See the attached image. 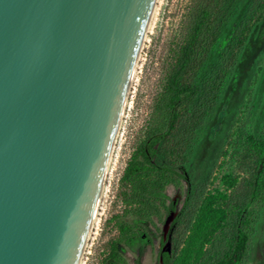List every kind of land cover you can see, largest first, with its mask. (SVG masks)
Returning <instances> with one entry per match:
<instances>
[{
	"label": "water",
	"instance_id": "obj_1",
	"mask_svg": "<svg viewBox=\"0 0 264 264\" xmlns=\"http://www.w3.org/2000/svg\"><path fill=\"white\" fill-rule=\"evenodd\" d=\"M155 3L0 0V264H79Z\"/></svg>",
	"mask_w": 264,
	"mask_h": 264
},
{
	"label": "rangeland",
	"instance_id": "obj_2",
	"mask_svg": "<svg viewBox=\"0 0 264 264\" xmlns=\"http://www.w3.org/2000/svg\"><path fill=\"white\" fill-rule=\"evenodd\" d=\"M205 5L210 17L190 72L191 80L201 88L193 102L199 107V115L182 152L173 161L185 177L165 189L175 209L165 217V207H161L159 215L139 230L147 237L143 247L132 249L125 244L121 232V226L131 219L120 195L121 179L148 132L166 127L159 100L178 51L188 39L199 9ZM129 90L114 159L83 264H104L114 250L121 264H157L160 252L172 250V232L185 230L186 224L190 227L187 219L193 205L198 208L209 192H232L234 188L225 182L226 175L239 181L247 177L252 165L246 154V137L264 138V0H158L137 76ZM188 118L191 115L185 113L183 121ZM159 146L162 151L157 161H169L172 156L168 144ZM187 195L190 205L185 206ZM181 210L179 221L173 226L170 223L165 232L168 217L172 215L174 220ZM246 233L247 246L239 264H264V190L250 207Z\"/></svg>",
	"mask_w": 264,
	"mask_h": 264
},
{
	"label": "trees",
	"instance_id": "obj_3",
	"mask_svg": "<svg viewBox=\"0 0 264 264\" xmlns=\"http://www.w3.org/2000/svg\"><path fill=\"white\" fill-rule=\"evenodd\" d=\"M209 17L207 5L199 9L189 37L178 51L159 100L158 108L167 119L165 129L148 132L133 152L121 179L120 195L126 205V213L131 215L130 221L121 226V232L125 236V244L132 249L143 247L147 237L142 236L139 230L159 215L161 207H165V217L175 209L165 189L171 182L185 177L184 171L173 161L182 152L199 115V107L193 102L201 88L191 80L190 72ZM185 113L191 115L190 120L183 121ZM182 121L185 127H181ZM161 143L168 144V153L172 156L169 161H157L162 151ZM246 147L252 165L247 177L239 181L226 175L225 182L229 188H234L232 192H209L198 208L193 205L190 219H187L190 227L186 224L185 230L172 232V250L160 252L157 264H239L248 241L246 226L249 224L250 207L264 190V138L249 135ZM189 200L190 195H187L185 206L190 205ZM182 211L171 226L179 221ZM161 242L164 243L162 238ZM104 264H121L116 250Z\"/></svg>",
	"mask_w": 264,
	"mask_h": 264
},
{
	"label": "bare ground",
	"instance_id": "obj_4",
	"mask_svg": "<svg viewBox=\"0 0 264 264\" xmlns=\"http://www.w3.org/2000/svg\"><path fill=\"white\" fill-rule=\"evenodd\" d=\"M157 2L158 0H156V3H155V6H154V9H153V12H152V15H151V18H150V21H149V24H148V28H147V31H146V34H145V37H144V40H143V44H144V41L146 40L147 38V33L151 30L152 28V25H153V19H154V16L157 12ZM143 44L141 46V49H140V52H139V55H138V58H137V61H136V65H135V69H134V73H133V76H132V80H131V84H130V87L132 86L133 84V81L135 80L136 76H137V71H138V68H139V61H140V58H141V51H142V48H143ZM130 89V88H129ZM130 92V90H129ZM128 92V94H129ZM128 97V96H127ZM127 102L128 100L126 99V103H125V106L127 105ZM125 109V107H124ZM123 114H124V111H123ZM123 116V115H122ZM122 119V118H121ZM120 127H121V122H120V126H119V130H118V134H117V138H116V141H115V145H114V149H113V153H112V157H111V160H110V164H109V168H108V172H107V176L111 170V166H112V162H113V159H114V153H115V148H116V142L118 140V136H119V132H120ZM107 176H106V179H107ZM106 182V180H105ZM104 190H105V183H104V187H103V191H102V195H101V199H100V202H99V205H98V208H97V211H96V214H95V217H94V220H93V223H92V226H91V229H90V232H89V235H88V238H87V241H86V244H85V247H84V250H83V253H82V256H81V259H80V262L79 264H83L84 263V254L86 252V248L88 246V240L90 239V236L91 234L93 233V229H94V226H95V223L98 219V214H99V209H100V204H101V200H102V197H103V193H104Z\"/></svg>",
	"mask_w": 264,
	"mask_h": 264
}]
</instances>
